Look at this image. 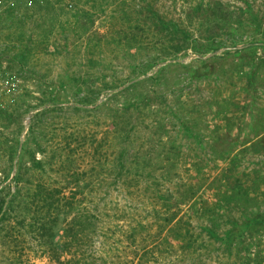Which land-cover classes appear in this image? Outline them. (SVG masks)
<instances>
[{
    "label": "rangeland",
    "instance_id": "374dc122",
    "mask_svg": "<svg viewBox=\"0 0 264 264\" xmlns=\"http://www.w3.org/2000/svg\"><path fill=\"white\" fill-rule=\"evenodd\" d=\"M0 264H264V0H0Z\"/></svg>",
    "mask_w": 264,
    "mask_h": 264
}]
</instances>
